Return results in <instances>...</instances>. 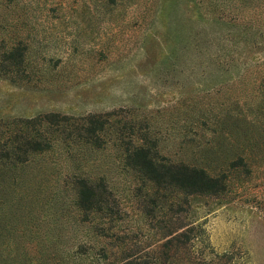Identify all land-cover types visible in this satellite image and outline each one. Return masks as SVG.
Here are the masks:
<instances>
[{"label":"rangeland","instance_id":"374dc122","mask_svg":"<svg viewBox=\"0 0 264 264\" xmlns=\"http://www.w3.org/2000/svg\"><path fill=\"white\" fill-rule=\"evenodd\" d=\"M18 43L30 78L19 84L3 67ZM3 73L15 83L0 77V151L18 132L2 122L114 112L109 122H130L160 162L223 177L207 192L159 189L148 212L153 188L121 169L117 145L71 136L23 169L0 165V239L16 251L63 254L80 240L143 256L164 240L158 227L180 223L193 230L174 264H264V0H0ZM74 172L103 176L116 204L78 211Z\"/></svg>","mask_w":264,"mask_h":264},{"label":"trees","instance_id":"16d2710c","mask_svg":"<svg viewBox=\"0 0 264 264\" xmlns=\"http://www.w3.org/2000/svg\"><path fill=\"white\" fill-rule=\"evenodd\" d=\"M7 52L3 67L17 69L18 84L29 82L30 78L24 65L25 46L19 43L18 45L13 44ZM0 77L15 83V78L8 73L0 74ZM114 114V112L89 113L76 119L57 112H46L33 117L18 118V122H2L5 126L16 125L18 132L7 137L1 145L0 165L23 169L31 164L36 156L47 153L54 143L60 142L67 146L66 141L73 136L83 145L92 147L94 151L101 150L109 142L112 145H117V151L121 154V169L125 168L138 174L141 179L147 180L153 188L154 193L151 194V197H147L149 208L146 211L148 212L152 210L150 207L153 204L154 206L162 205L163 200L159 199L166 197L165 194H158L159 189L165 190L175 186L185 194H193L207 192L216 187L218 183L222 186L223 177H211L203 168L184 164L172 166L160 162L157 159L156 150H153L154 144L149 146L138 131L139 134L135 135L130 122L128 125L109 122V118ZM70 120H79L80 122H69ZM114 123L117 126L112 135L109 130ZM70 177L73 178L72 184L75 188L73 206L78 211L98 213L109 200L116 204V201L112 197L110 198L111 192L103 176L91 178L85 174L74 172ZM108 209L113 212L110 208ZM109 219L112 223L117 218L111 216ZM81 220L83 222L87 218L84 216ZM183 226L184 224L179 223L175 226L162 225V227H158L159 235L164 240L157 244L156 253L154 251L145 252L143 256L132 251L118 254L110 251L107 253L103 244H99L97 247L85 246V243L80 240L72 243L63 254L43 250L26 253L16 251L13 244L7 241L8 239L5 241L0 239L2 245L0 264H75L82 256H87L90 250H94V252H90L91 260H94L91 264H99V261L108 258V256L116 260L115 264H174L173 258L176 250L186 244L189 240V233L193 230V228H186L178 231ZM101 228V225L98 226L96 230L99 231H96L95 236L99 235L104 239L107 235L101 233ZM122 238L120 236L115 239L121 243L124 241ZM14 243H16L15 240ZM9 246H12V249L8 248Z\"/></svg>","mask_w":264,"mask_h":264}]
</instances>
